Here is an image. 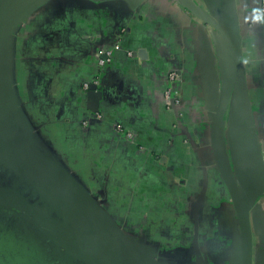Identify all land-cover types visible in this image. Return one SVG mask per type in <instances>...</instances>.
<instances>
[{
	"label": "crops",
	"instance_id": "1",
	"mask_svg": "<svg viewBox=\"0 0 264 264\" xmlns=\"http://www.w3.org/2000/svg\"><path fill=\"white\" fill-rule=\"evenodd\" d=\"M25 1L30 11L7 41L16 102L68 172L80 161L94 169L95 193L84 188L162 264H245L243 219L214 141L236 38L237 79L217 150L247 210L252 264H264L261 0ZM172 70L182 76L181 104L168 109ZM95 80L102 97L84 87ZM239 83L249 113L236 110ZM8 211L0 205V264H25L7 235L16 231Z\"/></svg>",
	"mask_w": 264,
	"mask_h": 264
},
{
	"label": "water",
	"instance_id": "2",
	"mask_svg": "<svg viewBox=\"0 0 264 264\" xmlns=\"http://www.w3.org/2000/svg\"><path fill=\"white\" fill-rule=\"evenodd\" d=\"M28 6L25 0H5L0 10V167L11 171L15 176L13 184H19L26 189V193L34 201L30 203L10 189L0 186V205L3 204L7 209L14 208L27 221L37 225L42 230L43 237L50 238L63 252L88 264H162L142 245L127 236L107 210L34 135L16 102L7 66V41L24 15L30 11ZM230 39L233 46V65L224 90L223 103L216 117L214 141L222 175L243 219L245 264H252L253 239L250 220L218 153L216 141V134L237 79L240 60L237 40L234 36H230ZM89 89L92 90L93 97H102L103 91L95 83ZM236 94V110L241 107V110L249 113L248 98L240 83ZM17 231L16 229L7 234L11 244L28 245ZM27 257L30 258V255L27 254ZM22 263L28 264L24 260Z\"/></svg>",
	"mask_w": 264,
	"mask_h": 264
},
{
	"label": "flooded vegetation",
	"instance_id": "3",
	"mask_svg": "<svg viewBox=\"0 0 264 264\" xmlns=\"http://www.w3.org/2000/svg\"><path fill=\"white\" fill-rule=\"evenodd\" d=\"M13 177L15 176H13L11 171L0 167V186L10 189L21 199H26L28 202L33 203L32 201L34 200H31L32 197L26 193V189L19 184H13ZM6 220L8 225H14L18 230L17 232L20 238L28 242V245L25 243L17 245L18 249H21L22 255H30V258H25L27 262L30 260V263L32 264H88L69 255L67 252H63V249H59L55 242L50 238L43 237L42 230L37 225L27 221L26 218L23 215H20L19 212L15 211L14 208H9V211L6 214ZM122 225L124 227L129 226L126 222L122 223ZM44 252L47 253L45 254Z\"/></svg>",
	"mask_w": 264,
	"mask_h": 264
},
{
	"label": "rangeland",
	"instance_id": "4",
	"mask_svg": "<svg viewBox=\"0 0 264 264\" xmlns=\"http://www.w3.org/2000/svg\"><path fill=\"white\" fill-rule=\"evenodd\" d=\"M24 106V105H23ZM24 110L26 111V108L23 107ZM27 112V111H26ZM31 122L33 124L34 129H38L37 132H39V136L52 148H54V145L52 143H49L48 141V136L50 134V132H47L48 129H44V127H37V122L35 120H33L31 118ZM69 170H71L72 174L78 178V180H80V182L84 185V187L86 189H88L90 192H92L93 194L95 193V187H93L94 182H96V177L94 176V173H92V171H94V169L91 171L90 169H88L87 167L84 168V165H82V162L80 161L78 163V165L72 166V167H68ZM87 171V173H86ZM90 171V172H89ZM85 172V175L82 176L81 174ZM89 172V173H88ZM92 173V174H91ZM168 224L167 221H164V223H161L160 228H165L164 226ZM153 229V228H152ZM162 232H160V230H152V237L158 238L159 235H161Z\"/></svg>",
	"mask_w": 264,
	"mask_h": 264
},
{
	"label": "built area",
	"instance_id": "5",
	"mask_svg": "<svg viewBox=\"0 0 264 264\" xmlns=\"http://www.w3.org/2000/svg\"><path fill=\"white\" fill-rule=\"evenodd\" d=\"M260 9L264 13V0L260 1ZM129 55H132V52L128 53ZM102 64H105V60L102 61ZM182 76L181 73L178 72V70H172L168 74V85L164 91V99L166 102V106L168 109H173L174 107L181 104V82ZM94 83L96 85L99 84V80H95ZM84 87L86 89H89L90 83H85ZM120 131H123L121 127H119ZM128 137H132L131 132H127Z\"/></svg>",
	"mask_w": 264,
	"mask_h": 264
}]
</instances>
